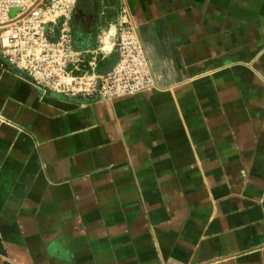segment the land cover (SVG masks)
I'll use <instances>...</instances> for the list:
<instances>
[{
	"label": "crops",
	"instance_id": "obj_1",
	"mask_svg": "<svg viewBox=\"0 0 264 264\" xmlns=\"http://www.w3.org/2000/svg\"><path fill=\"white\" fill-rule=\"evenodd\" d=\"M80 16L85 51L134 29L157 85L105 98L3 74L0 264H264V0Z\"/></svg>",
	"mask_w": 264,
	"mask_h": 264
},
{
	"label": "built area",
	"instance_id": "obj_2",
	"mask_svg": "<svg viewBox=\"0 0 264 264\" xmlns=\"http://www.w3.org/2000/svg\"><path fill=\"white\" fill-rule=\"evenodd\" d=\"M80 5L81 0H0V79L15 68L43 92L105 98L156 88L134 29L121 26L110 49L80 48L75 30ZM11 9H17L14 16L9 15ZM100 54H115L102 73L96 71ZM86 63L89 69L81 73Z\"/></svg>",
	"mask_w": 264,
	"mask_h": 264
},
{
	"label": "rangeland",
	"instance_id": "obj_3",
	"mask_svg": "<svg viewBox=\"0 0 264 264\" xmlns=\"http://www.w3.org/2000/svg\"><path fill=\"white\" fill-rule=\"evenodd\" d=\"M17 13V9H11L10 10V12H9V15L10 16H14L15 14ZM80 15L78 16V20H79V22H80ZM97 21V20H96ZM94 22V24H96V23H98V21L97 22ZM79 24V23H78ZM97 24L95 25V28H97ZM93 31H95V33H97L96 32V30H93ZM101 33H103V32H101ZM76 34H77V32H76ZM113 38H114V36H113ZM112 43H113V41H112ZM112 43H110V44H107L106 42H104L103 43V45L101 46V48H106V49H110L111 48V46H112ZM92 49H98L97 47L96 48H92ZM91 49V50H92ZM91 54V53H90ZM112 55V54H111ZM110 56V55H109ZM114 57H113V60H110L111 58H108L107 59V57L108 56H106V57H104V55L103 54H101V59H99L98 60V66H97V69H96V71L98 72V73H102V72H104L105 70H107L108 68H110V66L113 64V62L115 61V54L113 55ZM87 58H89L88 57V55H87ZM89 69V66L87 65V63H86V66H83V68H82V70L80 71L81 73H83V72H85V71H87Z\"/></svg>",
	"mask_w": 264,
	"mask_h": 264
},
{
	"label": "flooded vegetation",
	"instance_id": "obj_4",
	"mask_svg": "<svg viewBox=\"0 0 264 264\" xmlns=\"http://www.w3.org/2000/svg\"><path fill=\"white\" fill-rule=\"evenodd\" d=\"M83 3V0H81V4ZM80 10H81V5L79 6V11H78V14H77V17H76V24L80 23L79 20H78V16L80 15ZM78 33H80L78 31Z\"/></svg>",
	"mask_w": 264,
	"mask_h": 264
}]
</instances>
